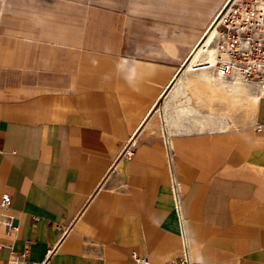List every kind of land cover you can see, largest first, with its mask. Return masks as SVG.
Here are the masks:
<instances>
[{"label":"crops","instance_id":"0c3cea01","mask_svg":"<svg viewBox=\"0 0 264 264\" xmlns=\"http://www.w3.org/2000/svg\"><path fill=\"white\" fill-rule=\"evenodd\" d=\"M226 1L0 0V264H184L165 132L191 264H264V96L184 67Z\"/></svg>","mask_w":264,"mask_h":264},{"label":"built area","instance_id":"2783aa9c","mask_svg":"<svg viewBox=\"0 0 264 264\" xmlns=\"http://www.w3.org/2000/svg\"><path fill=\"white\" fill-rule=\"evenodd\" d=\"M210 31L214 32V37L209 45V48L212 49L213 59H209L210 54L205 51L194 61V53L186 60L185 69L190 72L212 71L226 78L241 79L246 83L256 85L264 96V0H227L205 32L203 39ZM263 131L264 120L256 127V132L261 133ZM163 140L172 178L175 208L181 222L186 259L184 264H191L188 256L187 239L185 238L181 205L182 195L180 183L175 173L171 136L165 132ZM132 155L133 152L128 147L123 152L122 157ZM9 206L10 195L5 194L0 207L7 210ZM35 220L39 221L40 219L35 218ZM12 229L17 230V227ZM56 250L55 247L49 249L45 260L41 263H33L27 260L25 253L22 256L13 254L8 264H48ZM133 258L138 264H148L147 258H141L135 254Z\"/></svg>","mask_w":264,"mask_h":264},{"label":"rangeland","instance_id":"374dc122","mask_svg":"<svg viewBox=\"0 0 264 264\" xmlns=\"http://www.w3.org/2000/svg\"><path fill=\"white\" fill-rule=\"evenodd\" d=\"M213 32H209V35H211ZM249 95L247 92H241V95L239 97V104H240V120L241 123H245V121L250 118L254 112L255 107L253 105V98L257 97V95L254 92L250 93ZM259 95V93H258ZM258 98V97H257Z\"/></svg>","mask_w":264,"mask_h":264},{"label":"bare ground","instance_id":"6f19581e","mask_svg":"<svg viewBox=\"0 0 264 264\" xmlns=\"http://www.w3.org/2000/svg\"><path fill=\"white\" fill-rule=\"evenodd\" d=\"M214 37V32L210 35V40H209V43L211 42V40L213 39ZM208 38V37H207ZM207 44V43H206ZM201 47V46H200ZM202 48V47H201ZM200 49V48H199ZM203 49V48H202ZM196 51V50H195ZM206 51V50H205ZM199 52V51H198ZM208 52H209V56L211 57L212 55V51L208 49ZM201 53V52H199ZM198 55V54H197ZM200 56V55H199ZM209 58V57H208ZM235 83H236V93H239L241 95V92H250L252 90H250V87L244 83L242 80L240 79H236L235 80ZM260 95H261V91H260ZM226 114V113H225ZM216 118V117H215ZM219 121V119L217 120ZM223 122V120H221ZM219 121V122H221Z\"/></svg>","mask_w":264,"mask_h":264}]
</instances>
